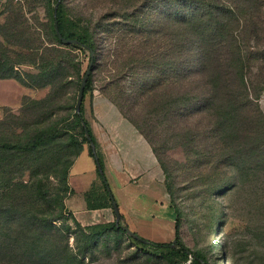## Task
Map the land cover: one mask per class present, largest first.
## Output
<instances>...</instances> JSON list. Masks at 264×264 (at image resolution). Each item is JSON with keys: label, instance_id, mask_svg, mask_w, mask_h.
Returning a JSON list of instances; mask_svg holds the SVG:
<instances>
[{"label": "rangeland", "instance_id": "rangeland-1", "mask_svg": "<svg viewBox=\"0 0 264 264\" xmlns=\"http://www.w3.org/2000/svg\"><path fill=\"white\" fill-rule=\"evenodd\" d=\"M60 2L67 17L90 29L98 40L100 58L84 101V117L90 129L96 120L97 99L108 100L143 136V130L155 125L157 129L151 136L164 150L156 153L144 138L159 163L172 207L182 213L180 237L186 247L205 256L210 264H264V146L252 151L257 145L252 137L238 134L232 140L229 133L214 139L203 137L201 145L193 132L186 147H177L181 140L173 118L160 109L163 99L172 97V87L142 95L136 83L148 74L141 66L143 54L157 51L164 44L156 36L140 33L141 20H136L143 13L135 1ZM236 6L246 21L241 34L243 46L254 57L264 54V0H238ZM53 7V0H0V70L5 73L1 66L13 64L17 75L0 80V140H28L54 124L65 127V120L74 115L89 54L71 47L73 44L58 45L52 28ZM33 56L38 57L36 62ZM42 58L68 60L63 82L54 88L39 87L47 82L42 76ZM252 71L258 72L256 67ZM51 93L53 100L45 103ZM263 93L257 105L264 116ZM189 123L195 127V122ZM66 145L64 139L59 141L54 159L47 154L37 168L38 182L61 203L57 205L61 224L70 227L69 252L82 264H175L173 259L152 250H140L123 232L90 235L76 227L68 207L71 187L67 189L63 180L69 159L59 162ZM30 176L28 171L24 182H29ZM65 246L59 244L61 249Z\"/></svg>", "mask_w": 264, "mask_h": 264}, {"label": "trees", "instance_id": "trees-1", "mask_svg": "<svg viewBox=\"0 0 264 264\" xmlns=\"http://www.w3.org/2000/svg\"><path fill=\"white\" fill-rule=\"evenodd\" d=\"M134 1L143 13L136 20H141L140 33L156 36L164 44L157 51L143 54L141 66L148 74L142 75L141 82L136 83L142 95L172 87V97L164 98L160 109L166 116L173 118L176 134L181 140L177 147H186L187 142L193 138V132L197 136V143L201 145L203 137L214 139L229 133V139L232 140L238 134L252 137L257 144L252 151H260L264 146V116L257 101L264 91V54L254 57L243 46L241 34L245 30L246 21L236 6L238 0ZM53 2L52 28L58 45L64 46L55 30L54 11L59 0ZM57 19L62 36L80 42L71 47L89 54V65L91 53L94 54L86 95L92 88L94 71L100 58L98 40L90 29L82 28L67 17L61 2ZM33 57L36 62L38 57ZM150 58H154L155 62L151 63ZM42 60L45 63L42 76L47 82L39 87L50 85L54 88L57 83L63 82L68 60ZM1 67L5 73L0 70V80L17 77L13 64ZM253 67L257 68V73L252 71ZM53 98L54 93H51L45 103ZM84 111L83 102L81 116L76 113L75 108L72 118L65 120V127L54 124L28 140H0V263L82 264L78 256L70 253L67 248V231L70 227L66 228L61 224L62 217L57 206L61 203L52 199L53 194L38 182L37 165L47 154L50 160L54 159L52 155L58 149V142L62 139L67 141L64 152L59 154V162L63 163L65 157L69 159L63 180L67 183V189H70L69 172L84 151L85 145L89 146L90 154L94 157L83 121L92 142L97 146ZM190 121L196 123L194 128L190 126ZM205 121L208 123L205 124ZM134 124L140 127L137 123ZM156 129L155 125H150V131L147 129L148 132H142L158 153L164 149L151 136ZM99 163L103 170V174L99 170L101 186H93L87 195L88 205L91 209L112 208L109 184L104 181L105 172L100 156ZM28 171H31L30 181L24 182ZM175 212L177 234L174 247L172 244L154 243L143 238L140 242L134 240L135 245L142 251L152 250L173 259L175 264H186L189 261V264H210L205 256L190 250L181 240L182 213L179 209H175ZM121 216V228H117L116 223L87 228H83L75 220L74 223L77 228L90 235L109 231L126 234L123 227L128 226L124 224V216ZM61 242L66 243L64 249L59 247Z\"/></svg>", "mask_w": 264, "mask_h": 264}, {"label": "crops", "instance_id": "crops-1", "mask_svg": "<svg viewBox=\"0 0 264 264\" xmlns=\"http://www.w3.org/2000/svg\"><path fill=\"white\" fill-rule=\"evenodd\" d=\"M264 94V93H263ZM91 124L96 151L104 166L109 188L126 224L141 238L159 244H173L177 214L165 189L156 156L144 136L119 115L108 100L97 99ZM68 207L83 228L116 223L110 207L91 209L88 194L101 186L99 169L89 147L73 165Z\"/></svg>", "mask_w": 264, "mask_h": 264}, {"label": "water", "instance_id": "water-1", "mask_svg": "<svg viewBox=\"0 0 264 264\" xmlns=\"http://www.w3.org/2000/svg\"><path fill=\"white\" fill-rule=\"evenodd\" d=\"M59 3H60V0L58 2V4L55 6V11H54V16H55V30H56V33L58 34L59 38L61 39V41L65 44H73V45H77L79 44L80 42L78 40H68V39H65L61 32H60V29H59V25H58V19H57V11H58V7H59ZM93 64H94V54L93 52L91 53V62H90V65H89V68L86 72V74L84 75L83 79H82V82H81V85H80V88H79V94H78V98H77V103H76V113L78 115L81 116L82 114V106H83V102H84V98H85V92H86V88H87V85H88V82H89V79H90V76H91V73H92V68H93ZM83 120V119H82ZM83 126L86 130V136L90 142V145H91V148L93 150V154H94V157H95V160L97 162V165H98V168L100 170V172L103 174V170L101 169V166H100V163H99V157L97 155V151H96V146L95 144L92 142V139H91V136L89 134V131L87 129V126L85 124V122L83 121ZM104 181L107 182L106 178H104ZM108 191H109V195H110V198H111V201H112V207L115 211V214H116V224H117V228H121V219H122V216H121V213H120V210H119V207L113 197V194L111 192V189L108 188ZM123 229L125 230L126 234L134 239L135 241H141L142 238L137 235L135 232H133L129 227H123ZM176 245V241L173 242L172 244V247H174Z\"/></svg>", "mask_w": 264, "mask_h": 264}, {"label": "built area", "instance_id": "built-area-1", "mask_svg": "<svg viewBox=\"0 0 264 264\" xmlns=\"http://www.w3.org/2000/svg\"><path fill=\"white\" fill-rule=\"evenodd\" d=\"M261 106L264 107V94H263V98L261 100Z\"/></svg>", "mask_w": 264, "mask_h": 264}]
</instances>
